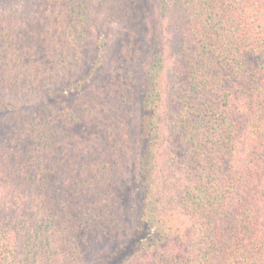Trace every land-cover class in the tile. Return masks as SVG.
<instances>
[{
	"label": "trees",
	"instance_id": "trees-1",
	"mask_svg": "<svg viewBox=\"0 0 264 264\" xmlns=\"http://www.w3.org/2000/svg\"><path fill=\"white\" fill-rule=\"evenodd\" d=\"M0 264H264V0H0Z\"/></svg>",
	"mask_w": 264,
	"mask_h": 264
},
{
	"label": "rangeland",
	"instance_id": "rangeland-1",
	"mask_svg": "<svg viewBox=\"0 0 264 264\" xmlns=\"http://www.w3.org/2000/svg\"><path fill=\"white\" fill-rule=\"evenodd\" d=\"M118 30H119L118 28H114L111 34H115V36H116L119 33ZM111 38H113L112 35H111ZM165 76H166V74H165ZM164 78H166V77H164Z\"/></svg>",
	"mask_w": 264,
	"mask_h": 264
}]
</instances>
